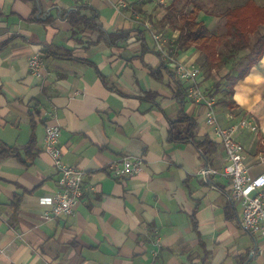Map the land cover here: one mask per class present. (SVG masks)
Returning a JSON list of instances; mask_svg holds the SVG:
<instances>
[{"label":"crops","instance_id":"0c3cea01","mask_svg":"<svg viewBox=\"0 0 264 264\" xmlns=\"http://www.w3.org/2000/svg\"><path fill=\"white\" fill-rule=\"evenodd\" d=\"M173 1L0 0V144L28 165L0 160V264H264V238L242 228L229 181L201 175L226 165L206 108L185 95L152 38L164 49L175 40L178 32L163 21ZM81 7V16L96 17L95 29L71 25L69 15ZM198 18L215 35L217 17ZM101 31L121 38L111 44ZM41 50L45 65L35 77L27 62ZM176 58L202 62L192 48ZM228 71L201 76V86L215 99L220 126L256 122L257 133L236 140L257 177L264 174L257 161L264 155V54L234 85L233 108L213 88ZM180 115L194 120L195 140L208 139L214 152L203 156L190 142L168 140ZM47 124L60 127L63 162L84 173L73 213L49 220L40 199L57 191V173L43 150ZM177 129L184 134L186 125ZM31 138L29 161L23 152ZM123 158L142 159V171L114 177L109 167Z\"/></svg>","mask_w":264,"mask_h":264},{"label":"built area","instance_id":"2783aa9c","mask_svg":"<svg viewBox=\"0 0 264 264\" xmlns=\"http://www.w3.org/2000/svg\"><path fill=\"white\" fill-rule=\"evenodd\" d=\"M124 7V3L119 4ZM149 26H147L148 28ZM157 51L169 61L177 81L186 85L187 97L196 104L206 108V123L213 127L214 134L220 139L226 157V165L222 171L205 168L201 171L203 177L220 175L229 181L231 196L242 206L240 223L242 228L251 234L264 238V174L253 177L244 162V148L236 140V135L243 131L257 133L256 122L241 118L228 127L218 124L215 99L201 86V71L192 65H187L176 58L169 57L159 42V36L152 34ZM45 65L40 51L34 53L27 62L29 72L35 77H41ZM61 131L57 124L45 126L43 150L52 160L57 173V191L49 197L40 199V204L47 207L43 214L45 220L59 216L71 215L82 196L84 173L82 170L68 165L62 160L60 148ZM257 161L264 163V155H258ZM121 165L114 162L109 169L116 178L129 177L139 174L143 168L142 159L123 158ZM264 251V247H263Z\"/></svg>","mask_w":264,"mask_h":264},{"label":"trees","instance_id":"16d2710c","mask_svg":"<svg viewBox=\"0 0 264 264\" xmlns=\"http://www.w3.org/2000/svg\"><path fill=\"white\" fill-rule=\"evenodd\" d=\"M242 1L245 2H242L241 5L234 4L236 6L225 7V9L215 12L213 9L217 6L220 8V6L224 4L223 2L226 4L234 2V0L219 2L216 0H186L180 8H178L177 5L182 1L174 0L166 7L165 10L167 13L163 19V21L169 24L173 31L178 32L175 40L167 45L166 54L171 58H176L181 52L191 48L195 49L204 59V66L206 68L205 77H209L213 71H217L228 64L230 65L233 60H247L246 65L238 72L236 77L230 78L227 75L223 77L231 83V88L228 91L231 95L236 82L244 78L252 66L256 64L264 54V33L257 35L254 44L251 45L250 41L251 36L258 31V28L264 26V4L259 5L255 0ZM189 4L192 5V8L190 11L186 12V8ZM83 9L84 8L81 7L76 12L69 15L71 25L78 26L81 24L85 27L95 29L91 23H93L96 17L94 18V14L92 16L94 19L81 16L80 11ZM201 12L224 20V28L226 29L227 36L235 40L233 43L225 45L226 49H228V54L223 55L218 51L220 37L208 34L205 24L198 18ZM100 37L108 39L111 44L121 38L118 34L107 35L103 31H101ZM242 50H248V52L242 57H238L237 52ZM40 53L45 58L46 51L41 50ZM163 58V55H161V59ZM167 62L169 61L165 59L164 64L167 65ZM169 73L172 78L177 81L172 69H170ZM151 75L154 77L156 76L154 72H151ZM219 83L220 81L213 85V88H219ZM181 124L186 125V132L184 134L177 129V126ZM169 126L168 140L170 142H190L203 156L205 153L210 154L214 152L215 146L208 139H203L201 141L195 140L194 130L196 125L191 118L180 115L179 119L175 122H170ZM34 148L35 140L31 138L23 152L29 161L33 156L32 152ZM6 157L15 158L19 163L28 166L17 149L0 144V160Z\"/></svg>","mask_w":264,"mask_h":264},{"label":"rangeland","instance_id":"374dc122","mask_svg":"<svg viewBox=\"0 0 264 264\" xmlns=\"http://www.w3.org/2000/svg\"><path fill=\"white\" fill-rule=\"evenodd\" d=\"M242 2H245V1L234 0V2L226 3V4H225V2H223L224 4H222L220 6V8H218V6H217L213 10L216 12L218 10L225 9V7H229V6L232 7V6H236V5H241ZM234 4H236V5H234ZM177 7L180 8L181 7V3L178 4ZM217 19L219 20V24L217 25L216 31L215 32L212 31V32H213V34H215L218 37H220V45L218 46V51L221 54H223V55L224 54H228V49H226L225 45L226 44H231L235 40H232L230 37L227 36L226 29L224 28V20H222V19L220 20V18H217ZM263 33H264V26H260L258 28V31L254 35L251 36V40H250L251 41V45L254 44V40L256 39L257 35L258 34L261 35ZM208 34H211V33H209V31H208ZM163 51L166 53L167 49H164ZM247 52H248V50L238 51L237 55H238V57H242ZM201 60H202L201 64L195 63L194 66L197 67L201 71V76H206V74H205L206 68L204 66L205 63H204V59H203L202 56H201ZM178 61H180V60H178ZM180 62L186 63V62H183V61H180ZM246 63H247V60H241V61L233 60L230 63V65L228 64V65L225 66L229 70L226 75L228 77H230V78L236 77L238 72L241 71L244 68ZM186 64L189 65L188 63H186ZM230 88H231V83L227 79L221 78L220 83H219V88H217L216 90L219 91L221 95L223 94L222 97H223V100L225 101V103L227 104V106L233 108L234 107V103H233L232 98H231L232 96H231V94L228 93Z\"/></svg>","mask_w":264,"mask_h":264}]
</instances>
